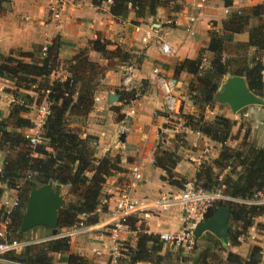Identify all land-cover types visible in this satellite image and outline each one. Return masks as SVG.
<instances>
[{
	"label": "trees",
	"instance_id": "1",
	"mask_svg": "<svg viewBox=\"0 0 264 264\" xmlns=\"http://www.w3.org/2000/svg\"><path fill=\"white\" fill-rule=\"evenodd\" d=\"M105 1L108 0H92V3L101 5ZM7 2L9 0H0V12ZM160 7L177 12L181 9V3L180 0H110L109 13L114 17H124L132 11L136 17L132 22L137 24L138 19L155 15ZM253 20H256V24L250 26L249 22ZM244 32L247 33L246 40L234 39V35ZM109 45L110 42L99 36L89 44V49L97 52L107 61L106 64L91 59L88 49L79 48L62 67L67 73V77L62 80L51 79V75L60 67L59 40L55 39L49 44L44 53L42 46L38 47L42 55L34 60L30 59L33 57L32 52H0L1 77L12 80L17 91L33 89L41 92L44 99L51 102L43 126L45 144L32 147L23 134V129L31 127L32 122L21 116L26 110L21 102L13 104L7 121L0 123L3 127L10 125L17 129L0 130V150L5 153L0 183L14 190L17 199V204L11 209L0 204V227L1 224L5 225V237L8 241L29 240L26 239L27 231L18 232L29 191L32 187L49 181L68 185V199L59 210V229L71 227L83 220V217L89 223L97 220L95 213L103 197V184L112 173L121 171L120 158L109 155L97 158L93 147L95 138L89 135L82 137L70 127V122L88 115L93 106L94 93L105 73L117 65L131 61L132 56L127 51L119 46L109 49ZM251 50L253 53H250ZM203 51L211 53L205 64ZM28 57L29 61H26L25 58ZM139 60L136 58V63ZM182 71L191 76L186 91L194 109L192 113L186 111L182 99L180 118L183 126L198 130L221 145L216 158L200 163L194 176L195 184L207 191L223 185L226 194L239 198H251L256 193L264 194V148L247 141L248 130L244 132L238 148L226 145L235 121L223 115H215L210 121L205 118V110L216 103L214 94L225 76L243 75L249 89L264 97V2L246 7L239 13H230L221 30L211 28L206 48L195 59L185 58L177 62L174 76ZM119 96L123 103L136 98L135 93L130 90H121ZM26 98L29 97L26 95ZM29 100L32 101L30 98ZM113 110L117 120L125 119L119 107H114ZM178 139L175 136L171 140L172 146L168 148L159 141L153 160L154 166L165 172L161 180L176 187H180L186 180L175 172V166L181 160L177 150L186 145L185 140ZM238 168L240 170L237 171ZM220 205L227 206L233 223H241L240 230L230 227L229 236L233 244L252 225L254 218L264 213V204L217 202L208 216ZM130 224L131 230L137 231L136 226ZM2 240L0 238V242ZM121 246V257L115 263L107 264H163L169 259V253H161L163 242L159 235L147 233L142 227L137 232L133 247L125 246L124 243ZM69 248L68 237L38 241L24 246L19 254L11 251L3 254L2 257L9 263L0 264H53L55 253H68L63 258L67 264H91L85 256L69 253ZM261 250L254 245L246 258L233 252H227L224 258L218 253L207 252L201 254L202 257L195 264H263Z\"/></svg>",
	"mask_w": 264,
	"mask_h": 264
},
{
	"label": "crops",
	"instance_id": "2",
	"mask_svg": "<svg viewBox=\"0 0 264 264\" xmlns=\"http://www.w3.org/2000/svg\"><path fill=\"white\" fill-rule=\"evenodd\" d=\"M263 2L264 0H180L179 11L174 12L169 8L160 7L155 15L138 19L137 24L132 22L136 20L132 11L124 17L112 16L109 13L110 1L94 5L92 0H66L58 19H54L51 15L53 0H9L3 4L0 12V52L2 54L11 51L32 52L33 57L25 60L29 61V58L34 60L42 55L38 47H47L55 39L59 40L58 58L61 72L58 70L54 72L51 79L55 77L62 80L67 77L62 67L79 48L88 49L91 59L106 64V60L97 52L89 49L90 41L98 36L110 42L109 49L119 46L131 54V60L135 61L127 67L125 64L117 65L108 70L94 93L93 106L88 115L70 124V127L77 130L82 137L89 135L95 138L93 147L97 158L105 155L119 156L121 171L114 172L106 178L102 193L107 203L101 208L98 205L95 222H86L96 228L91 232L80 234L82 235L80 238L74 237L75 239L70 240L69 253L85 256L91 264L110 262L108 254H96L97 250H101L110 242L108 230L102 225L111 220L115 203L131 178L134 168L142 175L139 187L134 192L135 198L150 199L176 188L161 180L165 172L153 164L163 118L160 112L161 98L154 85L148 80L150 70L158 66L162 74L176 80L177 91L185 94L181 97L186 101L184 102L186 111L192 113L194 109L186 91L191 76L185 71L174 76L175 65L185 58H197L201 50L207 46L208 31L211 28L221 30L224 20L230 13ZM226 9L228 12H225ZM191 17L194 21H190ZM234 39L244 41L247 39V33L236 34ZM161 41L172 47L173 51L170 55L161 54ZM203 56L205 64L211 53L203 51ZM136 58L140 59L138 63ZM130 67L132 70L129 90L135 93L136 98L129 103H123L119 96V92L123 90L121 80L124 72ZM110 92L118 96L116 102H109ZM16 93L15 83L0 76V123L7 121L11 106L21 100V104L26 108L21 116L32 122L36 107L44 100V97L40 100L34 97L32 89H19L18 96ZM26 95L32 101L26 98ZM114 107H119L124 115L131 109L133 113L125 115V119L117 120ZM261 107L249 106L233 113L228 106L216 102L213 107L205 110V118L210 121L213 118L211 116L216 114L235 121L226 142V145L232 148H238L240 145L245 132L243 122L252 121L255 123L256 132L249 127L247 141L264 148V127L259 128L258 132V124H261L259 113ZM217 109L221 110L220 114L215 113ZM2 129L17 130L10 125L3 127L0 124V130ZM27 131L28 129H23V134ZM122 133H124L123 141L120 139ZM186 133V145L177 150L181 160L175 166V172L186 180H194L199 164L207 159L216 158L221 145L203 134L191 130ZM205 147L208 148V153H205ZM4 158L5 153L0 150V171L3 168ZM66 187L68 190V185L62 184L61 193ZM8 191L12 193L10 204L6 201V205L9 206L5 205V201L1 204L11 209L14 207L12 202L16 199V192L0 183V201ZM129 222L136 228L142 227L147 233L158 235L163 232L173 233L180 227L182 212L178 207L172 206L167 210L155 212L147 218L132 216ZM233 225L236 229H241L240 222H234ZM137 232L133 230L120 232L119 239H129L127 242L133 247ZM51 236V229L43 226H36L26 232L27 239L41 240ZM196 242L198 245L194 253L187 256L188 252L181 251L185 254L179 256L175 248L163 243V249H167L170 253L165 264H195L198 258L202 257L201 254L207 252L221 253V258H224L227 252H233L246 258L254 245L259 246L261 252H264V213L254 218L252 225L237 237V243L233 244L228 234V244H223L210 233L203 234ZM67 254L55 253L53 264H67L63 259Z\"/></svg>",
	"mask_w": 264,
	"mask_h": 264
},
{
	"label": "built area",
	"instance_id": "3",
	"mask_svg": "<svg viewBox=\"0 0 264 264\" xmlns=\"http://www.w3.org/2000/svg\"><path fill=\"white\" fill-rule=\"evenodd\" d=\"M66 0H53L51 7V15L54 19H58L60 12ZM110 1V0H108ZM225 12H228L227 9ZM239 13L240 10H237ZM190 21H194V18H190ZM46 51V46L42 47V52ZM172 47L161 41L160 52L162 55L168 56L172 53ZM131 70L128 68L121 80V87L123 90H129L131 80ZM149 82L154 85L161 98V115L163 123L168 124L170 120L175 119L181 113L182 98L177 91L178 86L174 78L165 76L161 72V68L154 66L148 74ZM48 90H46V93ZM135 99V98H134ZM132 99V100H134ZM130 100V101H132ZM129 101V102H130ZM50 100L45 98L35 109V115L32 120V126L28 128V131L24 134L29 144L34 147L36 144L44 140L42 135L43 126L46 121V117L49 112ZM133 110L125 112V115H130ZM183 126V124L181 125ZM186 132L190 130L184 127ZM200 133L198 130H194ZM205 153H208V148L204 149ZM35 155V154H34ZM141 172L134 168L132 176L126 183L122 192L115 203L112 211V218L109 222L102 226L108 230V237L110 242L102 247L101 250H97L96 254H108L110 257L109 263H115L122 253V243L119 239L120 232H127L131 230L129 218L132 216H138L140 218H147L155 212L158 213L163 210H167L172 206L178 207L182 212V222L178 230L173 233L163 232L159 234V239L173 248H182L184 252L193 250L196 244L197 238L193 234V230L197 223L203 221L208 217L210 209L217 202H234L247 205H263L264 194L256 193L251 198H239L228 195L224 192V186H220L214 190L207 191L200 186L196 185L194 180H185L180 187H176L174 190H169L160 193L159 195L147 199V198H135L134 192L139 187L141 181ZM165 182V181H164ZM167 182V181H166ZM168 183V182H167ZM169 184V183H168ZM107 203V199L103 196L100 200V208ZM5 204H7L5 202ZM17 204V199H14L12 205ZM96 227L94 225L86 223L84 220H80L76 224L72 225L54 235L53 237H70L79 234L91 232ZM140 230L137 228V231ZM0 238L3 240L0 242V262H8L2 256L7 252H14L19 254L22 248L28 244L33 243V240H5V225L1 224ZM50 239V238H48ZM47 239V240H48ZM44 239H41L43 241ZM40 240H35V242ZM261 260L264 264V252H261Z\"/></svg>",
	"mask_w": 264,
	"mask_h": 264
},
{
	"label": "water",
	"instance_id": "4",
	"mask_svg": "<svg viewBox=\"0 0 264 264\" xmlns=\"http://www.w3.org/2000/svg\"><path fill=\"white\" fill-rule=\"evenodd\" d=\"M214 99L228 106L233 113L251 105H264V99L249 89L247 79L241 74L225 76L214 94ZM108 100L110 103L116 102L118 96L110 92ZM123 136L124 133L121 134V141ZM61 188V183L49 181L30 189L18 232L23 233L33 227L43 226L50 228L52 235L57 234L59 210L65 201ZM229 230L230 211L227 206L220 205L210 216L196 224L193 234L200 238L203 234L210 233L223 244H228Z\"/></svg>",
	"mask_w": 264,
	"mask_h": 264
},
{
	"label": "rangeland",
	"instance_id": "5",
	"mask_svg": "<svg viewBox=\"0 0 264 264\" xmlns=\"http://www.w3.org/2000/svg\"><path fill=\"white\" fill-rule=\"evenodd\" d=\"M255 25L256 24V20H253V21H250L249 22V25L251 26V25ZM253 50H251L250 51V53H253L252 52ZM40 54H41V51H40ZM103 59V58H102ZM106 63H107V61H106ZM133 63H135V61L134 60H131V61H129L127 64H125V66L127 67L128 65H131V64H133ZM117 67V66H116ZM58 71H59V68H58ZM59 72H61V70L59 71ZM57 74L55 73V75L54 76H56ZM264 76V75H263ZM55 78V77H54ZM37 87V85L35 86V88ZM33 90V89H32ZM182 91V90H181ZM18 92V91H17ZM179 92V91H178ZM33 94H34V97H36L37 99H41V98H43V95H41V92H36V91H33ZM184 96H185V94L184 93H182ZM182 94H179L180 96H183ZM182 98V97H181ZM21 99V98H20ZM263 99H264V97H263ZM22 101V100H21ZM20 101V102H21ZM184 102H186V101H184ZM22 103V102H21ZM185 105H186V103H185ZM262 107L260 108V110H259V113L261 114V116H260V122H261V124L259 123L258 124V132H259V128H262V127H264V105H261ZM220 108V107H219ZM222 108V107H221ZM217 112H219V114H220V112H221V110L220 109H217L216 110V112L215 113H217ZM216 114H214L213 116H211V117H214ZM72 123V121L70 122V124ZM244 123V125H245V127H244V130L243 131H246V130H248V128L250 127V129H253V131L254 132H256V128H255V123H253L252 121H244L243 122ZM183 124V121H182V119L180 118V115L179 116H177L175 119H172V120H170V122L168 123V124H165V123H163L162 125H161V127L159 128V129H161L160 130V132H159V140L158 141H161L162 143H163V146H165V147H171L172 146V143H171V140L172 139H174L175 138V136H178L179 137V141L181 140V139H183V140H185V136L187 135V133H186V129L185 128H183V126H181ZM251 125H253V127H251ZM257 125V124H256ZM247 126V127H246ZM191 130V129H190ZM191 131H194V130H191ZM251 131V130H250ZM42 132V135H43V131H41ZM154 132H156V131H154ZM194 132H196V131H194ZM189 133V132H188ZM200 134H202V133H200ZM45 142L46 141H44L43 139L41 140V142L40 143H38V144H45ZM38 144H36V145H38ZM205 144V143H204ZM35 145V146H36ZM205 145H203V147H204ZM206 148V147H205ZM207 160H209V159H207ZM193 163H195V162H193ZM200 165V164H199ZM199 167V166H198ZM238 170H240L239 168L237 169V171ZM226 172H228V170L226 171ZM12 190V189H11ZM67 187L65 188V189H63V195H64V200H66V199H68V195H67ZM13 191V190H12ZM15 193V192H14ZM12 193L11 192H6L5 193V195L3 196V198L4 199H1V201H0V204L3 202V201H7L9 204H10V201L9 200H11V195ZM71 198V197H70ZM6 202V203H7ZM9 204L8 205H6V206H9ZM84 219H85V217H83ZM83 219V220H84ZM85 221V220H84ZM86 222V221H85ZM230 226L231 227H233L234 229H235V227H234V225H233V222L230 220ZM68 228V227H67ZM64 229H66V228H62V229H59L58 230V232H57V234L59 233V232H61V231H63ZM108 232V231H107ZM109 235V234H108ZM54 235H52L51 237H50V239H52V238H59V237H53ZM77 236V237H76ZM80 238V237H82V235H73V236H70V237H68V238H70V240H72V239H75V238ZM25 239V238H24ZM27 239V238H26ZM48 238H46V239H44V240H47ZM5 240H7L6 239V237H5ZM29 240H33L32 242L33 243H35V239H29ZM43 240V241H44ZM127 240H129V239H125V240H121L120 239V242L123 244H125V246H129V243L127 242ZM41 241V240H40ZM37 242V241H36ZM197 242H196V244H195V247L193 248V250H191V251H189L188 253H186V256L187 255H189V254H192V253H194V250L197 248ZM123 248V247H122ZM165 249V248H164ZM162 250V252L163 253H169V251L166 249V250ZM176 250H177V254H179V256L180 255H182V253L183 252H181V251H183V249L182 248H175ZM123 250H125V248L123 249ZM166 251V252H165ZM175 252V251H174ZM197 253V252H196ZM183 254H185V253H183ZM218 255L219 256H221V253H218ZM169 256H170V253H169ZM191 256V255H190ZM142 264H145V263H142ZM163 264H165V262L163 263Z\"/></svg>",
	"mask_w": 264,
	"mask_h": 264
}]
</instances>
